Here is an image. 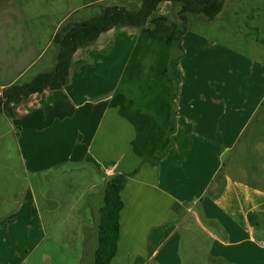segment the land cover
Returning <instances> with one entry per match:
<instances>
[{"label": "crops", "instance_id": "0c3cea01", "mask_svg": "<svg viewBox=\"0 0 264 264\" xmlns=\"http://www.w3.org/2000/svg\"><path fill=\"white\" fill-rule=\"evenodd\" d=\"M103 1L0 0V46L26 47L15 57L14 47L4 52L12 56L0 66V89L44 57L63 23L86 20L81 12ZM170 7L160 2L142 28L101 33L73 53L62 88L12 105L19 138L39 143L29 144L36 152L25 168L79 160L108 177L126 175L109 264H264V187L224 163L263 107L264 65L189 30L173 38ZM18 220L24 240L39 238L36 215L2 219L0 264H41L31 261L32 247L20 255L8 244Z\"/></svg>", "mask_w": 264, "mask_h": 264}, {"label": "rangeland", "instance_id": "374dc122", "mask_svg": "<svg viewBox=\"0 0 264 264\" xmlns=\"http://www.w3.org/2000/svg\"><path fill=\"white\" fill-rule=\"evenodd\" d=\"M115 1L98 2L81 14H98L103 7ZM122 1L129 10H136V5L140 3V0ZM178 9V4L171 3L169 16L177 22L178 29L185 27L201 40L255 57L264 65V0H226L213 19H208L203 14L188 13V21L185 23L180 21ZM49 31L46 30V33ZM13 47L17 49L13 57L18 52L21 55L22 50H19L22 47L26 48L20 45L0 46V66H7L8 62H3V58L10 62L11 50L7 54L4 52ZM55 48V45H49L44 57L28 71L20 83L26 82L28 77H34L40 71L50 70L56 63L52 59ZM12 116L6 112L0 113V221L12 215L34 214L36 221L31 230H37L39 238L24 240L23 236L28 229L23 221L18 220V226L8 229V244L19 247L20 255L32 247L30 251L33 253V263L90 264L97 246L96 225L99 208L103 204L107 174L100 173L93 164L79 160L57 163L39 172L29 171L25 168L26 154L36 152V146H28L39 143L31 136L27 139L24 135L19 138V125ZM241 142L234 149L231 158L224 162L225 165L229 167L228 170L242 168V176L237 172L232 175L244 177L245 180L264 187V104ZM247 142L248 145H245ZM39 147L40 150L44 149L40 153H49L44 143H40ZM101 174L105 177L103 180ZM11 232H14L13 235Z\"/></svg>", "mask_w": 264, "mask_h": 264}, {"label": "trees", "instance_id": "16d2710c", "mask_svg": "<svg viewBox=\"0 0 264 264\" xmlns=\"http://www.w3.org/2000/svg\"><path fill=\"white\" fill-rule=\"evenodd\" d=\"M162 1L178 4V17L185 23L188 13L203 14L208 19H213L221 11L226 0H140V6L136 10L116 5L105 6L98 14L91 15L82 22L64 23L52 40L53 45L57 47L53 69L40 72L27 82H14L3 88L0 91V113L6 112L12 116V105L20 103L23 98L41 93L45 89L62 88L67 82L71 57L77 49L90 45L101 33L116 26L144 27ZM185 30V27L176 28L173 38ZM218 176L217 179L221 176L220 172ZM125 180V174H114L105 179L103 204L99 208L97 246L92 264H109L116 253L119 237L118 218L122 206L120 191Z\"/></svg>", "mask_w": 264, "mask_h": 264}, {"label": "built area", "instance_id": "2783aa9c", "mask_svg": "<svg viewBox=\"0 0 264 264\" xmlns=\"http://www.w3.org/2000/svg\"><path fill=\"white\" fill-rule=\"evenodd\" d=\"M264 243V242H263Z\"/></svg>", "mask_w": 264, "mask_h": 264}]
</instances>
